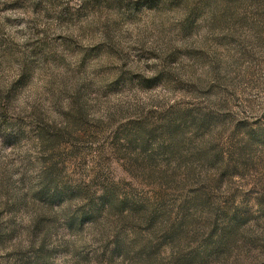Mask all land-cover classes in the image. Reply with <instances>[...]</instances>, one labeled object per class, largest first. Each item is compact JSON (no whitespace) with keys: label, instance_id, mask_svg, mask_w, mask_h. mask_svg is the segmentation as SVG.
Wrapping results in <instances>:
<instances>
[{"label":"rangeland","instance_id":"obj_1","mask_svg":"<svg viewBox=\"0 0 264 264\" xmlns=\"http://www.w3.org/2000/svg\"><path fill=\"white\" fill-rule=\"evenodd\" d=\"M0 264H264V0H0Z\"/></svg>","mask_w":264,"mask_h":264}]
</instances>
